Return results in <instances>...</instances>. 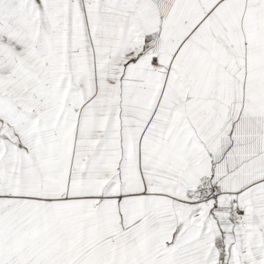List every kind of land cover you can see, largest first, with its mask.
I'll return each instance as SVG.
<instances>
[{"label": "snow or ice", "instance_id": "snow-or-ice-1", "mask_svg": "<svg viewBox=\"0 0 264 264\" xmlns=\"http://www.w3.org/2000/svg\"><path fill=\"white\" fill-rule=\"evenodd\" d=\"M0 264H264V0H0Z\"/></svg>", "mask_w": 264, "mask_h": 264}]
</instances>
